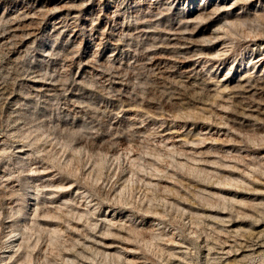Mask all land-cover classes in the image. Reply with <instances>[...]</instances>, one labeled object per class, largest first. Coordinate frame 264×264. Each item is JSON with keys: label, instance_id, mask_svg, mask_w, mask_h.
<instances>
[{"label": "rangeland", "instance_id": "obj_1", "mask_svg": "<svg viewBox=\"0 0 264 264\" xmlns=\"http://www.w3.org/2000/svg\"><path fill=\"white\" fill-rule=\"evenodd\" d=\"M0 264H264V0H0Z\"/></svg>", "mask_w": 264, "mask_h": 264}]
</instances>
